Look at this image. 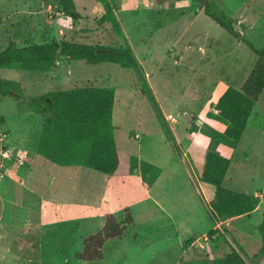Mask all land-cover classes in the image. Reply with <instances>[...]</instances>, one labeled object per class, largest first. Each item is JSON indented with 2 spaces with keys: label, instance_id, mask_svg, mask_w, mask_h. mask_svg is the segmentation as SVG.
I'll return each mask as SVG.
<instances>
[{
  "label": "rangeland",
  "instance_id": "rangeland-1",
  "mask_svg": "<svg viewBox=\"0 0 264 264\" xmlns=\"http://www.w3.org/2000/svg\"><path fill=\"white\" fill-rule=\"evenodd\" d=\"M73 1L79 14H85L83 9L93 2ZM216 2L230 15L239 36L245 35L256 48L264 49V0ZM172 3H176L172 13L158 21L167 19L178 22L160 35L151 34L157 18L153 19L146 13L137 18L122 15L123 26L132 38V49L148 74L146 80L140 68L124 69L113 63L91 65L69 61L70 67L64 69L63 75L58 72L47 75L18 69L0 70V79L19 84L17 90L12 89L8 96L0 94V120L7 135L5 145L13 153L17 154L21 149L16 150L17 142L10 141V123L14 122L16 126L12 132L24 143L30 139L34 147L42 122L33 109L39 104L44 105L45 99L49 101L47 96L51 91L73 89L77 83L100 85L105 81L103 87H117L125 92L120 100L125 115L118 124L120 129L116 131L119 150L123 151L125 146L129 154L132 152L131 155L143 162L156 155L157 164L165 169L162 179L151 190L157 204L150 199L145 200L136 188L131 198H122L120 202L104 207L102 219L76 218L78 213L72 212L65 220L38 224L40 208L29 207L34 196L24 195L22 200L17 197L21 192L20 185L25 182L24 177L23 183L20 178L28 172L34 159V154L22 152V155L27 154L25 166L18 170L16 167L15 174L8 171L5 178L0 179V264H218L233 250L238 251L247 264H264L262 259L257 263L252 260L261 248L258 226L264 217V90L239 145L229 151L234 155L233 164L223 183L229 191L255 196L260 205L254 212L218 220L211 208L214 190L202 183V171L198 169L197 159L194 160L192 156L218 152L221 144L210 137L218 131L204 120L209 118V112L216 113L213 100L227 86L243 88L258 57L240 37L231 35L204 13L193 18L192 10L197 14L203 7L199 0ZM59 13V0H0V52L14 40L19 48L48 41L61 42V38L81 44L129 46V41L120 38L111 23H101L98 17H86L85 20L82 17L81 26L88 30H83L81 37H70L68 30L76 26L78 20L62 21L56 17ZM107 25L109 32L92 35L94 31H89L105 29ZM162 25L156 24L157 27ZM187 28H190L189 35L179 46H173L180 32ZM59 29L67 36L62 33L54 37ZM141 37L145 38L139 42ZM187 40H193V47L187 52L190 59L183 61L179 52ZM202 48L205 49L204 54ZM67 74L71 76L64 81ZM133 81L142 90L143 84L148 83L159 109L148 95H141L129 86ZM169 114L176 119V123L166 120L164 115ZM167 129L182 144L185 156L181 150L179 155L175 153L167 137ZM137 134L139 139L134 137ZM23 147H27V144ZM222 154L229 156L225 151ZM39 161L40 165L45 161L42 167L51 166V172H54L53 168L62 172L65 182L60 178L58 182L66 185L62 189L56 188L58 193L54 197L58 201L71 205L89 204L102 195L107 175L85 167H62L43 157H39ZM39 161L36 162L38 166ZM16 165L14 160L10 169ZM202 166L201 163V169ZM69 173L73 179L69 180ZM47 177L49 175L44 174L42 180L45 182ZM145 183L150 186V179L147 178ZM52 193H46L43 197H49ZM114 206L118 209L114 215L124 225L127 208L135 221L127 225L124 239L109 241L104 248L105 258L102 261L89 263L77 260L76 255L84 248V239L104 227L105 217L113 214L110 211L115 210Z\"/></svg>",
  "mask_w": 264,
  "mask_h": 264
},
{
  "label": "trees",
  "instance_id": "trees-1",
  "mask_svg": "<svg viewBox=\"0 0 264 264\" xmlns=\"http://www.w3.org/2000/svg\"><path fill=\"white\" fill-rule=\"evenodd\" d=\"M103 5L105 13L102 22L111 23L118 35L123 36L122 28L110 0H94ZM204 13L231 35L240 37L258 61L242 89L228 88L215 104L218 114L209 117L226 126L222 132H213L210 137L217 143L236 148L247 128L261 93L264 90V49H259L234 30L233 21L216 0H199ZM61 12L77 21L80 15L73 0H59ZM21 35V32H18ZM61 60L80 61L98 65L113 63L124 69L139 68L138 60L130 46L111 47L81 44L70 40L50 41L19 48L15 40L0 52V70L18 69L23 71L48 73L56 68ZM19 84L0 79V94L8 96ZM142 93L148 95L154 105L157 101L148 83L143 84ZM44 105L39 104L34 112L46 116L37 146V153L62 167H85L109 176L133 175L138 167V157L120 151L114 140L112 112L115 90L97 89L90 86L75 87L71 90L56 91L47 96ZM163 123L164 118L162 116ZM166 125V124H164ZM167 137L176 154H180L174 134L167 129ZM230 160L218 152L209 151L205 157L202 183L214 190L211 208L218 220H227L254 212L260 205L255 196L238 194L224 188L223 183L230 167ZM126 225L114 214L105 217L104 227L84 239V248L76 255L79 261L89 263L105 258V246L110 242L124 239L127 225L134 218L127 208ZM261 234V248L252 260H264V217L258 226ZM218 264H247L236 250L228 253ZM258 264V263H257Z\"/></svg>",
  "mask_w": 264,
  "mask_h": 264
},
{
  "label": "crops",
  "instance_id": "crops-1",
  "mask_svg": "<svg viewBox=\"0 0 264 264\" xmlns=\"http://www.w3.org/2000/svg\"><path fill=\"white\" fill-rule=\"evenodd\" d=\"M110 1L114 5L115 15H116L117 20L119 21L121 28H122L123 36H119V37L120 38L123 37L124 39H126V41H129L128 42L129 46L132 48V43L130 44V41L132 38H131L130 33H128L123 26V22L121 19L122 15H126V16L134 15L137 18V17L143 16V14L146 13V14H149V16L152 17L153 19L157 18L156 24L161 23L163 25L160 27H157L155 24V30L151 34L160 35L165 31V29L174 25V23L178 22V21L177 20H175V21L170 20L169 21L167 19L158 21V19L162 18L164 16L168 17V15H170V13H172L171 10H172L173 6L176 5V3H172V2L181 3L183 0H170V1H168V0H110ZM188 1H190V0H188ZM28 9L31 10L29 6H28ZM83 10L85 11V14H79L78 13L80 15V19H78L77 25L72 27L71 30H68V35H70V37H72V36L73 37H81L84 33L83 30H88V29L81 26L83 18H84V20L86 17H98V19H100L103 17V15L105 13L103 5L99 2L94 1V0L91 4H89V6L87 8H84ZM76 11H77V9H76ZM87 12H88V14H87ZM202 13H204V7L200 8L199 13H197V14L195 12H193V10H192L191 16H193V18H197ZM29 15H31V14H29ZM56 17H59V19H62V21H67V22L69 20H72L70 17L66 16L63 12L59 13V15H57ZM186 17H187V15H186ZM97 20L94 19V21H97ZM193 21H194V19H193ZM108 27H109V25H107L105 27V29L102 28L101 30L99 29L96 31L95 30H89V31H94L92 33V35L97 34V33L101 34L105 31L109 32ZM27 31H28V29H27ZM189 31H190V28H187V29H185V31L180 32L179 37L173 43V46H175V47L179 46V43L189 35ZM58 32H59L58 34L55 33L56 35H54V37H57L58 35L61 36L62 33L64 36H67L66 32H64L62 29H59ZM144 38L145 37H141L139 42H142L144 40ZM67 39L68 38H64V39L61 38V40H67ZM110 39H112V37ZM192 41L193 40H187L186 43L180 48L181 51L179 52V57L183 58V61H184V59H186L188 57L187 52L189 50H191L193 47ZM100 45L105 46V44H103V43ZM133 52H134V50H133ZM204 52H205V49L202 48V53L204 54ZM134 54L138 60L139 68L142 72V76H144V78L146 80L148 78V74L145 73L144 68L142 66V62H141L140 58L138 57V55L136 54V52H134ZM187 59L189 60L190 58H187ZM69 63H71V62H69V60L68 61L67 60L58 61L56 68L54 70L48 72L49 74L48 73H46V74L47 75H50V74L55 75V73L58 72V73H60V75H61V73L63 75L64 69L70 67ZM70 76L71 75L67 74V76H64L63 80L67 81L68 77H70ZM104 83H106V82L102 81V83L100 85L99 84L93 85L91 82L77 83V86H74L72 88L90 86L92 88L105 89L106 87H103ZM129 86H131L133 89H135L141 95H144L142 93V88L140 85H138V83L133 81V83ZM110 88L115 90L114 106H113V112H112V125L114 128L113 129L114 140H115V143L117 145V148L119 149L120 147L118 146V143H117L116 131H118L120 129L118 124L120 123L121 118L124 117V115H125V110L121 106V101H120L121 98L124 97L125 92L118 90L117 87H110ZM228 88H230V87L227 86V88L222 92V94L216 100L215 99L213 100L214 104L217 103L218 99L224 94V92ZM66 90H71V89H60V90H56V91H66ZM150 90L152 91L151 87H150ZM56 91H51V93L56 92ZM51 93H49V94H51ZM213 114L217 115L218 114L217 110H216V113H213ZM169 115H171V114H169ZM169 115H164V116L167 117ZM36 116H37V118L41 119L42 126L40 128V131L38 134V139H37V142L35 143L34 147L32 146L33 142L30 139L28 142L24 143L19 139L20 137H17L15 135V132H12L13 129H15V127H16L14 122L10 123V127H9L11 130L10 141H16L17 142L16 143L17 145L15 147V148H17L16 150H18V148H19V149H21L22 152H28V153L30 152V153L34 154V159L32 160L31 167L28 169V172L20 178L22 180V183H23V177H24L25 182H24V185L23 184L20 185L21 186V188H20L21 192H18L17 197L22 200V199H24V195L25 196L27 195V197L30 195L34 196V198H31V199H33V201L30 202L29 207L35 206V207L40 208V214H41L40 219L36 223L46 224V223L59 222V221H62V220L69 218L70 217L69 214L72 212L78 213L77 215H75L76 218H83V217H95L96 218L97 217V219H99V218L102 219V218H104L103 213H102V210L104 207H106L108 204H116L117 202H120V200L122 198H126V197L131 198L132 196H134V194L136 192V188H138V190L142 193L145 200L150 199L153 202H155L156 204L158 203V201L156 199L152 198L151 190L157 185V183L160 182V180L162 179V176L165 173V169H163L161 167V165L159 166L157 164L158 162L156 161V155L151 157V159L149 161H145V162H143L138 157V167L136 169L135 174H133V175H121V176H109V175H107L108 178L105 182L104 189L102 191V195L99 197V199L97 201H94V203L81 204V205L72 204L71 205V204H66L64 202H61V200L58 201L54 197L55 193L56 192L58 193V190L56 188L62 189V187H64V185H66V183L65 184L62 183V181L65 182V180H62V172L61 171H58V170L53 168L54 172H51V169H52L51 166L50 167H42V166H44L45 161H42L43 165H40L41 162L39 161V157H43V156H41L37 153V146H38L39 139H40V136H41V133L43 130V125H44L46 116L39 115V114H37ZM207 120H204V122H206V124H208L214 130H217L218 132H222V133L226 130V126L223 123H221L215 119H211L210 117ZM249 124L250 123H248L247 127L249 126ZM29 129H31V127L28 128V130ZM35 131L38 132L37 130H35ZM29 134L26 136V138H28ZM32 135H33V133L31 134V136ZM34 137H32V138L34 139ZM134 137L136 139H139L138 134L135 135ZM175 139L177 141V144L180 147V150L183 152V155L185 156L186 154L184 153V150L182 149V144L179 143V141L177 140L176 137H175ZM193 142H194V140L190 142V146L193 145ZM25 144H27V147H23ZM186 145H189V144H186ZM126 147H127V144H126ZM122 150L130 153L127 149H125V146L123 147ZM230 150H231V147L226 146L224 144H221L218 147V152L221 153V156L229 159L230 162H233L234 155H232V153L231 154L229 153ZM223 151L228 152L229 156H224L222 154ZM139 152H141L140 149H139ZM131 154H132V152H131ZM139 155H140V153H139ZM192 156H193L194 160L197 159V162L199 165L198 169H200L202 171V174H203L206 153L204 155H201V154L199 155V153L193 154ZM38 161L40 162L39 166L36 164V162H38ZM201 161H203V162H201ZM143 163H145V164H143ZM201 163L203 165L202 169H201ZM232 164L233 163L230 164V168H231ZM73 167L79 168L78 166H73ZM156 169H158V170H156ZM44 174L49 175V177H47V180L45 179V182L42 180V177ZM67 176L69 177V180L73 179L72 174L70 175V173H69V174H67ZM58 178H60L62 181L58 182ZM147 178L150 179V182H151L150 186L146 185V183H145V180ZM41 188H45V189L38 191ZM8 190H9V188H8ZM10 190H12V189H10ZM52 191H53V193L51 196L49 195V197H43L44 194H46V193L49 194ZM17 201H19V199H17ZM83 205H93V206L87 207V206H83ZM113 208L115 210L110 211V213L117 214L118 209L115 206ZM66 209H70V210L65 212ZM109 210H111V208ZM1 241H0V243H1Z\"/></svg>",
  "mask_w": 264,
  "mask_h": 264
},
{
  "label": "built area",
  "instance_id": "built-area-1",
  "mask_svg": "<svg viewBox=\"0 0 264 264\" xmlns=\"http://www.w3.org/2000/svg\"><path fill=\"white\" fill-rule=\"evenodd\" d=\"M166 120L171 123H176V119L169 115L166 117ZM3 125L0 120V179L5 177L8 171L11 173H15L16 167L17 170L24 167L25 159L27 158V154H21L22 151L17 152V154L12 152V149L7 147L5 143L7 142V135L5 134V130H3ZM15 158V159H14ZM16 161L17 165L10 169L12 162Z\"/></svg>",
  "mask_w": 264,
  "mask_h": 264
},
{
  "label": "water",
  "instance_id": "water-1",
  "mask_svg": "<svg viewBox=\"0 0 264 264\" xmlns=\"http://www.w3.org/2000/svg\"><path fill=\"white\" fill-rule=\"evenodd\" d=\"M10 95H13V93H10ZM193 119L196 120V117H193ZM198 123H200V122L198 121Z\"/></svg>",
  "mask_w": 264,
  "mask_h": 264
}]
</instances>
